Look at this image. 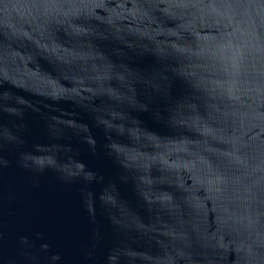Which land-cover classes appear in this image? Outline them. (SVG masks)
Listing matches in <instances>:
<instances>
[{"label":"water","instance_id":"obj_1","mask_svg":"<svg viewBox=\"0 0 264 264\" xmlns=\"http://www.w3.org/2000/svg\"><path fill=\"white\" fill-rule=\"evenodd\" d=\"M0 264H264V0H0Z\"/></svg>","mask_w":264,"mask_h":264}]
</instances>
